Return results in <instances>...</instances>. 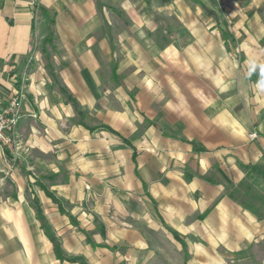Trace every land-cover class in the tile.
<instances>
[{"label":"crops","instance_id":"0c3cea01","mask_svg":"<svg viewBox=\"0 0 264 264\" xmlns=\"http://www.w3.org/2000/svg\"><path fill=\"white\" fill-rule=\"evenodd\" d=\"M200 1L0 0V110L25 89L0 264H81L35 200L87 264H264V210L230 196L264 208V0Z\"/></svg>","mask_w":264,"mask_h":264},{"label":"built area","instance_id":"2783aa9c","mask_svg":"<svg viewBox=\"0 0 264 264\" xmlns=\"http://www.w3.org/2000/svg\"><path fill=\"white\" fill-rule=\"evenodd\" d=\"M25 98L24 87L19 88L9 102L0 110V148L15 150L18 145L15 139V130L22 118V101ZM254 131L249 137L256 138Z\"/></svg>","mask_w":264,"mask_h":264},{"label":"trees","instance_id":"16d2710c","mask_svg":"<svg viewBox=\"0 0 264 264\" xmlns=\"http://www.w3.org/2000/svg\"><path fill=\"white\" fill-rule=\"evenodd\" d=\"M198 3L202 4V1L200 0H196ZM50 23L53 25V21H50ZM222 32L224 34V36H229V30L227 29V25L222 27ZM52 36H53V29L51 28L50 29V34L48 36V41L51 42L52 40ZM68 99L70 101H72L76 107V109H78V106L76 104V101L74 98H72V96L68 95ZM194 147H196V144L194 143ZM196 150H204L205 148L204 147H196L195 148ZM246 169L248 171V173H251L252 175H256V176H260L262 178H264V170H262L259 166L257 165H247L246 166ZM47 191V190H46ZM47 193L52 196L54 199H56L52 193H50L49 191H47ZM230 196L232 198H234L235 200L239 201L242 205L246 206V207H249L250 205H248L247 203H245L244 201L240 200V198L236 195V189L233 190L232 192H230ZM34 204L36 205V208H37V211H38V217L41 219L42 221V225L47 233V235L49 236V238L51 239V241L53 242L54 244V251L56 253V255L58 256V258L60 259H68L70 261H80L81 264H87L85 262V260L82 258V257H72V256H68L66 255L62 249H61V246H60V242L58 240V238L55 236V234L52 232L50 226L48 225L47 221L45 220V217L41 214V209H40V206L38 204V201L35 200L34 201Z\"/></svg>","mask_w":264,"mask_h":264},{"label":"rangeland","instance_id":"374dc122","mask_svg":"<svg viewBox=\"0 0 264 264\" xmlns=\"http://www.w3.org/2000/svg\"><path fill=\"white\" fill-rule=\"evenodd\" d=\"M252 177H253L252 180H258L257 177H254V176ZM236 195L240 198V200L244 201L248 205H252L260 210H264V208L259 207L261 198H260V195L257 189L252 191L251 193L247 192L245 194H243V191L241 189L236 190ZM170 251L172 254V258L170 259V261H167L162 256H159L155 258L154 264H183L180 261L181 260L180 256L176 254V250L174 248H170ZM225 264H243V261L241 258H236L234 262L229 261V262H226Z\"/></svg>","mask_w":264,"mask_h":264}]
</instances>
